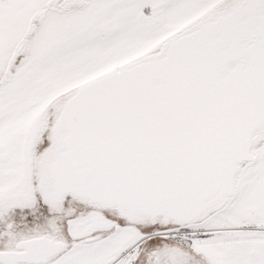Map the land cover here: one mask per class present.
Segmentation results:
<instances>
[{"label": "snow or ice", "instance_id": "obj_1", "mask_svg": "<svg viewBox=\"0 0 264 264\" xmlns=\"http://www.w3.org/2000/svg\"><path fill=\"white\" fill-rule=\"evenodd\" d=\"M0 264H264V0H0Z\"/></svg>", "mask_w": 264, "mask_h": 264}]
</instances>
